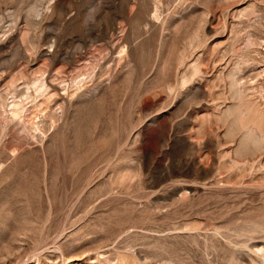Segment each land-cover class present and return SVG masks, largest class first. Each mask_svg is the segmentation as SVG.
Here are the masks:
<instances>
[{
	"label": "rangeland",
	"instance_id": "1",
	"mask_svg": "<svg viewBox=\"0 0 264 264\" xmlns=\"http://www.w3.org/2000/svg\"><path fill=\"white\" fill-rule=\"evenodd\" d=\"M0 264H264V0H0Z\"/></svg>",
	"mask_w": 264,
	"mask_h": 264
}]
</instances>
